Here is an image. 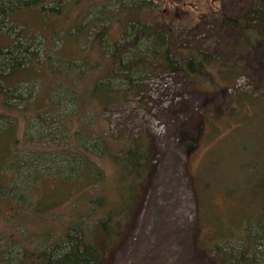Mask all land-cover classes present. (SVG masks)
<instances>
[{"label": "rangeland", "instance_id": "374dc122", "mask_svg": "<svg viewBox=\"0 0 264 264\" xmlns=\"http://www.w3.org/2000/svg\"><path fill=\"white\" fill-rule=\"evenodd\" d=\"M154 1V9L148 11L147 17L163 21L172 30L174 46L198 45L212 55L227 54L228 65H236L244 72L237 75L231 85L216 76L220 84L215 88L191 85L179 71L154 73L144 79L137 78L138 83L145 85L141 95L130 92L127 99L108 103L98 111L89 106L94 113L89 118L92 133L103 130L104 136L120 139L143 133L151 145L149 181L133 209L124 234L110 253L108 264H216L213 255H207L195 245L202 212L206 209V222L211 229L219 216H222L219 225H229L247 216L255 218L264 208V196L256 199L251 196L263 194L264 182V21L260 38L251 41L232 29L209 24L205 15L212 9L231 18L245 16L256 0ZM43 2L44 5L40 2L22 8L10 5L5 17L1 13L3 0H0V45L6 47L7 44L23 42L31 52L37 53L39 63L44 62L37 73L35 59L29 63L31 70L34 69L31 77L15 75L17 91L14 90V96H8V99L18 111L6 110L0 104V114L18 118L16 135L21 141L14 144L13 151L24 153L22 172L10 169L9 173H0V181L5 183L16 174L12 184L24 189L28 187V191H23L32 195L33 204L28 210L34 215L56 203V207L48 211L49 215L28 220L33 230H40L37 234L48 231L53 242L64 235L68 224L77 218L74 215L78 209L85 211L91 194H85L89 188L77 183L75 177V182L67 183V180L55 176L57 170H66L69 165L63 149L57 147L63 144L62 139L70 142L71 133L63 128H69L73 119L64 123V115L70 114L77 121L80 106L79 111H75L78 103L67 98L62 101L61 96L55 93L53 99H58L60 105L55 103L51 108L45 98L52 93L51 89L55 88L60 93L69 84L66 78L62 79L56 76L59 73L53 72L58 63L55 61L57 56L64 67L69 61L81 60L86 54L95 61L100 59V55L96 50H89V40L84 39L83 44L73 43L69 47L63 33L58 35L56 32L69 26L71 21H63L64 17L49 13V10L45 17L41 5L42 8H50L56 3L53 0ZM69 3L67 13L72 20L82 7ZM108 9L115 10L116 7ZM66 10L64 8L62 14L66 15ZM101 10V7H96L92 15L98 18ZM114 12L110 16L101 15L98 23L110 27L112 41L121 37L118 23L112 17ZM252 23L256 24L254 18ZM44 25L48 27L45 32L42 29ZM24 27L28 28L25 32L29 35L22 31ZM27 57L31 59L34 56L27 54ZM27 64L26 61L21 68ZM62 70L61 73H65L66 69ZM74 79V74H71L69 80ZM95 79L96 73L93 72L87 82L92 83ZM88 83L80 86L89 87ZM72 89H76L73 84ZM7 93L11 94V91ZM240 93L252 94L257 100L239 112L237 100L232 96L238 97ZM28 106L31 113L24 111ZM42 111L46 119L44 123L35 119L36 114ZM29 117H34L30 123ZM81 121L85 122L84 118ZM82 122H77L76 128ZM32 134L35 135L33 141L30 139ZM40 135L44 139H40ZM31 148L47 150L46 158H30L25 150ZM91 158L98 161L97 166L104 171L102 175L107 176L104 193L109 200L113 199L116 172L112 164L96 155ZM48 166H51V171L46 169ZM64 176L67 177L66 174ZM75 183L78 188L72 194L71 188ZM3 207L1 202L0 208ZM9 212L8 208L0 211V231L8 237L14 233L9 219L6 220ZM251 232L260 234L261 228L253 225ZM101 242L98 237V243ZM226 248L237 253L241 241L233 239ZM256 256L259 263L264 264V240L258 242Z\"/></svg>", "mask_w": 264, "mask_h": 264}, {"label": "trees", "instance_id": "16d2710c", "mask_svg": "<svg viewBox=\"0 0 264 264\" xmlns=\"http://www.w3.org/2000/svg\"><path fill=\"white\" fill-rule=\"evenodd\" d=\"M53 1L56 6L42 8L43 0H3L1 13L7 17L10 5L22 8L42 2L41 9L45 13V17L46 11L49 10V13L55 12L64 17L63 21L64 19L71 21L69 26L56 32L58 35L63 33L62 36L69 47L73 43L81 42L83 44L84 39L89 40V50H96L100 55V59L95 61L89 54H86L81 57V60L69 61L68 68H66L67 66L63 67L57 56L55 61L58 63L55 64L53 72L59 73L56 76L62 79L66 78L69 84L60 93L55 88L51 89L52 93H48V97L45 98V102L47 104L49 102L51 108L55 106V103L60 105L58 99H53L55 93L61 96L62 101L67 98L78 103V109L75 111H79L80 106L77 121L70 114L64 115V123L73 119V124L69 128H63L64 131L71 133L70 142H66V138L62 139L60 141L63 144L57 147L63 149L69 165L66 170H57L55 176L67 180V183H73L76 179L77 183L80 182V185L83 184L84 187L89 188V192L85 194L91 195L87 198L88 203L85 211L82 212L78 209L74 215L77 218L68 224L64 235L51 242V234L48 231L37 234L40 230H33L28 220L34 216L49 215L48 211L54 209L56 203L48 205L41 214L34 215L28 210L33 204L32 195L23 191H28V187L24 189L22 186L12 184L17 175L14 174L5 183L0 181V203L2 202L4 205L0 211H4L6 208L10 210L6 220L9 219V224L13 227L14 232L13 236L8 237L0 231V262L2 264H108L110 253L124 234L133 209L149 181L152 161L151 145L147 135L143 133L137 137L124 139L104 136L103 130H96L95 134L92 133L89 118H92L94 113L92 109H89V106H93L95 111H98L108 103L127 99L130 92H134L138 96L141 95L145 85L138 83L137 78L144 79L147 75L154 73L179 71L191 85L194 84L202 88L210 85L215 88L220 84L216 76L221 78L225 84L231 85L237 75H241L240 73L244 71L236 65H228L227 54L212 55L198 45L174 46L172 30L163 21L147 17L148 11L154 9L156 3L154 0ZM171 1L178 2L179 0ZM69 2L82 7L80 13L72 20L69 17L70 14L67 13L70 8ZM96 7L102 8L101 14L98 15L100 18L92 15V11ZM110 7H116V9L109 10ZM64 8L65 10L68 8L66 15L62 14ZM112 11H115L112 17L116 19L121 33V37L113 41L111 40L110 27L98 24L101 15L110 16ZM90 15L92 16L89 19ZM45 17L43 21H45ZM205 18L213 26L221 25L247 36L251 41H257L260 38L259 32L264 21V0H256V4L245 16L231 18L219 15L217 11L210 9ZM252 18L255 19L256 24L252 23ZM95 20L98 22H94ZM93 27H95L94 30H92ZM42 29L45 32L48 27L44 25ZM26 30L28 28L24 27L22 31L29 35L25 32ZM27 54H33L34 57L29 59ZM0 59H2L0 60V104L6 110L18 111L15 104L8 99V96H14V90L17 91V86L14 84L15 75L31 77L34 69L31 70L29 63L35 59L37 73V69L44 66V62L39 63L37 53L31 52L23 42L7 44L6 47L0 45ZM26 61L27 66L21 68ZM62 69H66L65 73H61L64 71ZM93 72L96 73V79L92 83H88L87 80ZM71 74H74L76 78L74 81L69 80ZM76 82H79V85ZM82 83H88L90 86L84 88L82 85L83 89L80 86ZM72 84L76 86V89H72ZM8 90L11 91V94L7 93ZM80 94L86 99H83ZM232 97L237 100L236 107L239 112L248 108V103L251 104L257 100V97L247 93H240L238 97ZM81 99H83L82 102H80ZM24 111L31 113L29 106ZM43 114V111L36 114L35 119L40 123L46 122ZM76 114L74 112L73 115L76 117ZM33 118L29 117L28 122L30 123ZM81 118H84L85 122H82ZM0 119H3V123L0 124V173H9L10 169L20 173L24 167L21 166L24 153L13 151L14 144L17 145L21 141L16 135L18 118L1 113ZM77 122L82 123L78 125L80 127L76 128ZM34 137L35 135L32 134L30 139L33 141ZM39 137L44 139L43 135ZM38 141L41 143L40 140ZM25 151L34 160H38L40 157L46 158L47 150L31 148L29 151L27 149ZM92 155L109 160L116 172V181L113 183V199L109 200V197L104 193L103 186L107 176L102 175L104 171L97 166L98 161L92 160ZM47 163L51 162L47 161ZM13 166L14 168H12ZM46 169L51 171V166ZM77 183L71 188L72 194L73 190L78 188ZM262 190L263 194H251L252 199H256L260 195L264 196V182ZM74 206L76 205L74 204ZM263 209L260 215L255 218L247 216L243 220L240 219L239 222L236 221L229 225H219L222 216L218 215L219 220L217 223H213L215 227L211 229H208L205 209L198 224L199 233L195 243L196 247L207 255H213L216 264H260L256 254L258 242L264 240ZM101 212H104L105 215H100ZM253 225H259L260 234L251 232ZM98 237H100L101 243H98ZM233 239L241 241V248L237 253L226 248Z\"/></svg>", "mask_w": 264, "mask_h": 264}]
</instances>
